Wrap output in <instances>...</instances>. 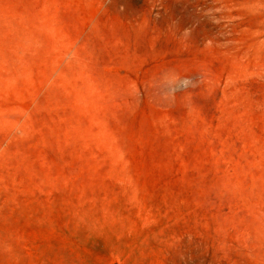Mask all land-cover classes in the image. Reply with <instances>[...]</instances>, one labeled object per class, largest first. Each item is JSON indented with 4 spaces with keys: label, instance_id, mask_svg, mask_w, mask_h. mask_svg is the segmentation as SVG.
Here are the masks:
<instances>
[{
    "label": "rangeland",
    "instance_id": "obj_1",
    "mask_svg": "<svg viewBox=\"0 0 264 264\" xmlns=\"http://www.w3.org/2000/svg\"><path fill=\"white\" fill-rule=\"evenodd\" d=\"M0 264H264V0H0Z\"/></svg>",
    "mask_w": 264,
    "mask_h": 264
},
{
    "label": "clouds",
    "instance_id": "obj_2",
    "mask_svg": "<svg viewBox=\"0 0 264 264\" xmlns=\"http://www.w3.org/2000/svg\"><path fill=\"white\" fill-rule=\"evenodd\" d=\"M201 77L181 76L173 70L161 74L156 85L159 95L166 100H173L177 92L187 91L189 88L198 86Z\"/></svg>",
    "mask_w": 264,
    "mask_h": 264
}]
</instances>
